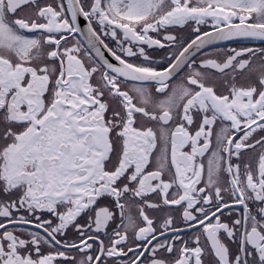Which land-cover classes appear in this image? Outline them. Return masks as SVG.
I'll return each mask as SVG.
<instances>
[{"label":"snow or ice","instance_id":"1","mask_svg":"<svg viewBox=\"0 0 264 264\" xmlns=\"http://www.w3.org/2000/svg\"><path fill=\"white\" fill-rule=\"evenodd\" d=\"M0 264H264V0H0Z\"/></svg>","mask_w":264,"mask_h":264}]
</instances>
